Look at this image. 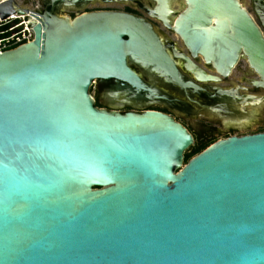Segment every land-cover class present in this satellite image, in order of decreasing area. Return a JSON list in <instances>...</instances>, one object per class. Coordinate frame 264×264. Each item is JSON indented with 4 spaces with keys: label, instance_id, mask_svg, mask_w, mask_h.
Instances as JSON below:
<instances>
[{
    "label": "water",
    "instance_id": "water-1",
    "mask_svg": "<svg viewBox=\"0 0 264 264\" xmlns=\"http://www.w3.org/2000/svg\"><path fill=\"white\" fill-rule=\"evenodd\" d=\"M168 1L158 0L163 12ZM41 2L34 40L0 53V264H264V131L186 162L194 136L173 116L98 108L91 93L96 79L152 93L130 59L198 88L150 24ZM186 3L178 32L192 53L225 75L245 59L264 88V30L243 2ZM14 5L0 4L1 19ZM258 96L244 109L250 128L264 117Z\"/></svg>",
    "mask_w": 264,
    "mask_h": 264
},
{
    "label": "flooded vegetation",
    "instance_id": "flooded-vegetation-1",
    "mask_svg": "<svg viewBox=\"0 0 264 264\" xmlns=\"http://www.w3.org/2000/svg\"><path fill=\"white\" fill-rule=\"evenodd\" d=\"M69 1L46 0V4L54 6L58 14L63 9L80 13L112 10L143 19L154 30L159 49L175 63L183 80L198 85V88L183 86L174 81L171 75H162L154 70L149 63L130 59L131 68L153 92L138 91L129 83L116 79H96L91 88L94 89V102L98 108L121 113H140L148 109L161 111L173 116L193 134L194 145H206V148L222 139L217 135H221L223 131L231 136L238 135L241 129L250 130L249 124L255 114L244 109L247 105L254 106L259 98L258 93L264 88L253 83L258 76L247 62L246 65H240L243 59L225 75L213 63L207 62L203 55L192 53L178 32L187 9L186 0H169L166 12L161 10L158 0H113L108 4H104L102 0L86 3L83 0L76 3ZM249 1L253 8L248 10L262 27L254 8L259 1ZM191 66L194 71L189 69ZM196 69L203 70L205 76L214 78L201 79ZM261 129L246 134L256 133Z\"/></svg>",
    "mask_w": 264,
    "mask_h": 264
},
{
    "label": "built area",
    "instance_id": "built-area-1",
    "mask_svg": "<svg viewBox=\"0 0 264 264\" xmlns=\"http://www.w3.org/2000/svg\"><path fill=\"white\" fill-rule=\"evenodd\" d=\"M5 1L0 0V4ZM14 1L16 3L14 5L15 12L3 19L0 17V53L15 49L34 40V25L39 23L38 18L43 11L41 0ZM23 9H28V12Z\"/></svg>",
    "mask_w": 264,
    "mask_h": 264
},
{
    "label": "rangeland",
    "instance_id": "rangeland-1",
    "mask_svg": "<svg viewBox=\"0 0 264 264\" xmlns=\"http://www.w3.org/2000/svg\"><path fill=\"white\" fill-rule=\"evenodd\" d=\"M242 2H243V4L248 8V9H250V10H252V6H251V3H250V1L249 0H241ZM80 13V11H69V10H63L62 12H60V15H66V16H70V17H74V16H76L77 14H79ZM246 60L245 59H243L242 61H241V64L240 65H246ZM91 93H92V96L94 97V89L92 90V88H91ZM258 95H261V96H264V89L263 90H261L259 93H258ZM263 111H264V109H263ZM261 128H263L264 129V117L256 124V125H254L253 127H251L250 128V130H245V129H241L240 131H239V133H237L238 135H244V134H246V133H249V132H254V131H258L259 129H261ZM221 129V128H220ZM222 130H225L224 128L222 129ZM224 133H222L221 135H217V137H220V138H225V137H227V136H229L225 131H223ZM203 142H205V141H203ZM199 144L201 143V141L200 142H198ZM193 146V145H192ZM188 152V151H187Z\"/></svg>",
    "mask_w": 264,
    "mask_h": 264
},
{
    "label": "trees",
    "instance_id": "trees-1",
    "mask_svg": "<svg viewBox=\"0 0 264 264\" xmlns=\"http://www.w3.org/2000/svg\"><path fill=\"white\" fill-rule=\"evenodd\" d=\"M264 129H261L259 132H263ZM204 149H206V145H198L195 144L191 146L188 149V152H186L185 160L186 162L190 160L193 156L197 155L198 153L202 152Z\"/></svg>",
    "mask_w": 264,
    "mask_h": 264
}]
</instances>
